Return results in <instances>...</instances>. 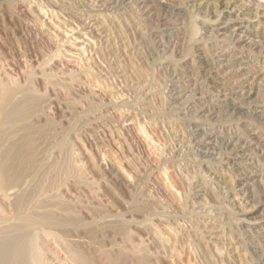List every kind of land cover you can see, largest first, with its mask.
<instances>
[{"label": "rangeland", "instance_id": "374dc122", "mask_svg": "<svg viewBox=\"0 0 264 264\" xmlns=\"http://www.w3.org/2000/svg\"><path fill=\"white\" fill-rule=\"evenodd\" d=\"M22 3L25 4V10L21 7ZM251 3V6L249 5L250 8H244L243 14L239 16V19L246 18L253 13L257 1L251 0ZM122 10L120 9L113 13L109 10H102L100 4L95 0H0V80L10 81L13 79L11 82L15 81L18 83L19 81L20 85L25 86L32 79L34 88L39 94L42 93L44 97L42 98L44 101H42V104L45 103L44 114L39 118L36 117L35 121L44 125L48 129L47 131H49V128L51 129L49 132L51 135L47 134V132L44 134L45 136L43 135L41 138L38 136V140L36 139L35 144L39 148L38 150L36 149L38 152L36 153L38 155L40 153L39 159L41 161L44 159L45 163L42 161L43 167L40 166L39 170L37 169L38 171L33 179H28L30 181L33 180L31 182H35L41 178L40 175L48 171L47 177H45L47 179L45 180L47 189L49 188L47 190V192L49 191L48 194H57V198L55 197L56 201H68V203L65 201V204L69 207L68 211L71 208L70 215L74 211L76 213L73 212L74 215L72 213V216L79 217L78 219L82 218L80 219L82 222L79 220L81 224H84L87 228L91 227L95 232L98 229L97 235L100 232L98 236L105 241L107 249H112L113 243L117 241L119 246L129 241L128 238L122 235L123 232L127 231V233L130 232L129 235L136 242H140L143 238L147 242L148 228L156 226L162 230L163 235L168 236L169 245L171 243L170 246L174 249L173 253H168V251L167 253H162L160 260L155 261L154 264H167V261L169 264H183V262H185L184 264H264V246H256L255 249H258V251L252 253L251 250L254 249L249 247L253 243L251 244V241L248 242L249 240L247 241L249 245L246 242L243 243L238 231V227L244 225L242 230L245 229L244 231H247V236L250 237V240H257L258 243L264 240V238L261 239L259 237L264 235L263 179L261 180V176L257 175L254 179L255 181H251L250 189L255 197H250L249 204L247 201L239 200L241 199L240 195L238 197L229 195L235 178L239 177L238 174L241 176L240 173H242V176H244L243 173L252 169H243L246 160L251 158L253 160L251 161L252 165L258 166L256 165L258 160L257 153L256 151L250 152L247 149L246 152L250 155L246 154L249 157L245 154V156L238 159L239 161L235 160L234 164H229L226 160H223V162L219 161L220 157L217 154L221 152V147H219L222 146L223 139L221 138L227 136L230 129L239 128L243 132L248 131L250 128L255 129L257 133L262 134L260 139H264V131L260 128L256 117L249 112V110L255 109L264 113L263 96L259 91H255V94L243 106L244 108L235 117H232L229 110L231 101H217V91L214 90L213 92L210 88L207 89L211 82V79L206 80L208 72H202L196 67L193 68V71L187 70L192 75L183 83L184 86L188 85L190 89L195 86L198 89L200 88V91L197 89L199 91L198 97L207 101L204 103L205 105L201 104L204 106V112L200 115L201 117L199 116V118L195 119L191 113H185L188 105L185 101L179 99L176 93L180 91V88H175L174 84H170L172 83L170 79L173 76L174 62L158 56L151 48L152 43L147 38L146 33L144 32L143 35L141 33L150 29L151 26H156L155 23L157 22L148 21L139 25L136 22V15L132 16L130 9L127 10L129 14L127 11L123 10V12ZM90 14H92L91 18L87 19ZM182 20L187 22L186 26L185 23L183 25L181 22L176 23H178V26H184L180 27L181 30L189 34V38L185 39L186 43L183 39L181 40L182 42H179L180 48L184 47L181 48L183 53L180 55L183 56L182 59H185L191 57L190 47L201 48L202 46H197L198 44L190 45L194 41L190 39V25L187 26V24L189 22L191 24L193 18L185 16ZM256 20H252L255 25L258 22ZM89 24L90 26H88ZM145 25L146 27H144ZM137 27L143 31H139ZM258 27L261 29L259 40L264 41V23ZM183 28H186V31ZM36 29L39 30L37 31ZM80 35L83 36L81 40L76 38ZM83 39L86 43L83 42ZM181 43L183 44L181 45ZM57 49H60V52ZM245 55L249 54L246 52ZM45 58H48L47 60L49 61ZM70 58L75 59L76 67L71 68V66L66 65V61L70 62L68 61ZM44 60L47 61L46 65ZM169 65L173 66L170 67ZM164 66L168 69H165ZM243 67L246 66L243 65ZM70 68L74 69L71 70ZM48 69L56 74H52ZM47 72L54 79L49 76L52 78L50 80L47 77L48 75H46ZM44 73L46 76L43 75ZM200 75L203 76L202 79ZM45 77L48 78V81ZM143 79L149 84L147 83V85ZM55 80L59 84L55 83ZM193 80L198 81L194 82ZM52 81L57 85H54V87L53 83L50 85L49 83ZM259 82H261L259 83V88L262 85L264 86L263 80ZM138 84H140L141 88L137 86ZM203 84L207 86L205 88L199 87ZM167 85L170 87L169 89H167ZM50 86L52 87L50 88ZM201 88L203 91H201ZM90 89H94L95 93L90 92ZM169 96L170 99L168 100L167 97ZM236 104L239 105V103ZM125 121L128 122L126 123ZM197 127L199 130H197ZM203 133H210L209 137L206 136L210 142L202 151L213 152L214 155L208 153L205 158H211L209 163L215 166L214 170L217 169V175L213 170L212 179L203 180V185L194 188L196 181L205 176L204 171V175L202 174V170H205V168H200V157L197 158L195 150L192 149V136ZM211 136L216 141L211 139ZM65 142V146H63L64 144L62 143ZM70 147L72 151L69 150ZM63 157L65 158L63 159ZM70 158L71 160L69 161ZM67 159L69 161L68 164L70 163V168L66 172V169L64 170L63 166H61L64 170L63 172L60 165H62V161L64 164ZM51 164H54L53 167ZM49 173L53 174H51L52 177H50ZM48 177L50 180H48ZM54 188V193H51ZM2 195L0 193V205L2 206H0L2 208L0 209V215H4L7 219L9 218V222H16L14 220L16 217H13L16 214L15 207H13L14 202L11 204L13 198ZM229 204H233L234 207ZM71 205L74 210H72ZM143 205H147L148 209L146 208V210L148 212L143 211L145 210ZM247 208L249 209L247 210ZM149 211H154V213L150 212L148 214ZM55 212L56 216L62 214L59 207H56ZM175 212H178V215ZM175 215L178 216V220H176ZM190 218L192 219L190 220ZM178 221L180 223L183 221L186 227H182V225L178 227ZM165 222L170 224L167 225ZM192 222H195L194 224L196 225H191L193 224ZM123 223L124 225L122 226ZM116 225L123 230L125 227V231L122 232V230L115 229ZM66 227V230L71 228L70 225H66ZM199 227L201 228V233L198 229ZM46 231L40 234L41 236L45 233L42 235L43 237H40L42 239H39V241L40 244L42 243L47 255L49 254L50 263L72 264L70 252L67 249L68 245L59 237L58 230L51 229V231ZM195 231L200 233V239H198V236L196 237ZM122 238L125 240H122ZM120 241L123 243H120ZM46 246L47 249H45ZM115 247H118V245ZM166 255L167 258L165 257ZM259 257L261 258L259 259Z\"/></svg>", "mask_w": 264, "mask_h": 264}, {"label": "bare ground", "instance_id": "6f19581e", "mask_svg": "<svg viewBox=\"0 0 264 264\" xmlns=\"http://www.w3.org/2000/svg\"><path fill=\"white\" fill-rule=\"evenodd\" d=\"M95 1L98 4H100V8L102 7V10H105V11L109 10L112 13L114 11L117 12L120 9L121 10L123 9L125 11L130 9V11H131L130 13H132L131 15L132 16L136 15V22H137V24L139 23V25H142L143 23L148 22V21L149 22L150 21L151 22L152 21L157 22V23H155L156 26H154V27H152L151 26L152 24L150 23L151 25H149V26H151V28L150 29L146 28L147 29L146 31L140 30L141 26H140V28L137 27V29L139 31H143V32H141L142 35L144 34V32L146 33L147 38H149L150 42L152 43L151 48L154 50V52L158 56L164 57L167 60L170 59L172 62H174L175 65L174 66L171 65V66H173V73L171 71L173 76L172 77L170 76L172 78V79H170L172 81V83H170V84H172V85L174 84L175 88H178V87L180 88L179 89L180 91L176 92L178 94L177 97L179 99H182L183 101H185L187 103V105H188L187 106V112H185V113H187V114L191 113V115L195 119L199 118V116L202 115V113L204 112V106L201 104H204L207 100H204V99L198 97L200 88L198 89L195 86L196 88L194 87L193 89H190V87L188 85L184 86V83H185V80L188 79L192 75V74H189V72L193 71V68H196V67L198 69H200V71H202V72L203 71L208 72V76L207 77L204 76V77H206V80L211 79L210 84L208 85V83H207V85H208L207 89L210 88L213 92H214V90L217 91V93H216L217 101L218 100L219 101H229V102L231 101V107H229V110L231 112L230 115L232 117H235V115H237L244 108L243 106L246 104L248 99H250L252 97V95L255 94V91H259V93L263 96L262 99L264 98V86L262 85V87L259 88V86H260L259 83H261L259 81H262V80L264 81V78H263L264 77V55H263L264 54V41L259 40V34L261 33V29H259V27H258L264 23V0H256L257 5H256V8L253 10V13L250 14L248 12L250 15H248L246 18H243V19H239V16L243 14L242 12L244 11V8H246V7L250 8L251 4L253 3V1L251 3V0H247L250 2H246L245 0H95ZM21 7L24 10L26 9L24 3L21 4ZM248 10H251V9H248ZM26 11H28V10H26ZM128 14H129V12H128ZM91 16H92V14H90L87 19L91 18ZM128 16H130V15H128ZM185 16H190L193 18V21L191 20L192 21L191 24H190V22H189V24H187V26L190 25V28H189L190 32H191L190 33L191 34L190 39H192V41H194L193 43H190V45L191 44H198L197 46H202V47L201 48H199V47L197 48L196 46L194 48L190 47V52H192L191 57L182 59L183 56H181L180 54L183 53L182 52L183 49H181V48H184V47L180 48L179 42L182 39L185 42V39L189 38L188 37L189 34H186L180 28V27H184V26H182L184 23L186 26L187 22L182 20ZM255 19L258 20V22H257L258 26L255 25L254 23H252L253 22L252 20H255ZM130 22H132V21H130ZM134 22H135V20H134ZM161 22H163V23H161ZM166 22H168V23H166ZM176 22H178V23L181 22L182 25L178 26V23H176ZM146 25L144 27H146ZM85 26H87V25H85ZM88 26H90V24ZM144 27H142V28H144ZM87 29H89V28H87ZM183 29H185V31H186V28H183ZM84 34H86V33H84ZM82 37L83 36L80 35V36H77L76 38L81 40ZM83 42L86 43V41L84 39H83ZM139 43H141V42H139ZM182 44L183 43H181V45ZM141 48H143V47H141ZM180 49H181V51H180ZM188 49H189V47H188ZM246 49H248V50H246ZM78 50H80V49H78ZM58 51L60 52V49ZM246 52L249 55H245ZM45 59L47 60L48 58H45ZM47 61H49V60H47ZM47 61L44 62L45 65H46ZM57 61H58V59H57ZM68 61H70V62L66 61V65H68L69 67L71 66V68L76 67L75 59L70 58ZM61 63H62V61H61ZM168 63H170V62H168ZM59 65H61V64H59ZM243 65L246 67H243ZM160 67H163V66H160ZM164 67H165V69H168V68H166V66H164ZM55 68H57V67H55ZM73 69H71V70H73ZM122 69H124V68H122ZM187 70H190V71H187ZM49 71L51 72V70H49ZM44 72H45V70H44ZM202 72H200V73H202ZM47 73H49V72H47ZM47 73H46V75H48L47 77H49L50 73L49 74H47ZM63 73H64V71H63ZM52 74H56V73H52ZM205 74H207V73H205ZM37 75H38V73H37ZM43 75H45V73ZM43 75H42V77H43ZM198 76H199V74H198ZM50 77H52V75ZM50 77H49V79L51 80L53 77L52 78H50ZM77 77H78V75H77ZM202 77L203 76H201V79H202ZM32 78L34 79V77H32ZM46 79L48 81V78H46ZM61 79H63V78H61ZM68 79H70V78H68ZM56 80L54 82L59 84V82H57ZM73 80H74V78H73ZM203 80H204V78H203ZM11 81H13V79H11L10 81H8V80L5 81V79L0 80V193L5 195L6 197H9V198L12 197L13 198V201L11 204H13V202H14L13 207H15V210H16L15 213L16 214L13 217H16V219H14V220H16V222H9V220H10L9 218H8L9 219L8 220L7 218H5L4 215H0V264H51L50 263L51 259L49 260V258H48L49 254L47 255V253L44 250V247H42V243L40 244V241H39V239H42L40 237L42 235H44L45 233L42 234L41 236H40V234L46 230L51 231V229H57L59 237L62 239V241L64 240L65 243L68 245V248H67V246H65V247L67 249H69L68 252H70V259H71L72 264H154L155 261L160 260L162 253H167V251H168V253L169 252L173 253L174 248L173 247L171 248V246H170L171 243L169 245L168 236H166L165 234L163 235V232H161L162 230L158 229V227H156V226L155 227L153 226L154 228H152V227L151 228L149 227L150 229L148 228V230H149L148 236L145 235L147 237V240H148L147 242L144 240V238L140 242H136L129 235L130 232L129 233H127L128 231L123 232L126 229L125 227L123 230V229H120L121 227L116 225L115 229L122 230V232H123L122 235L125 238H128L129 241H127L126 243H123L120 241V243H123L120 246L117 243L118 241L115 243L112 242L113 243L112 249H107L106 248L107 244L105 243V241L103 239H100V236H98L100 232L97 235V231H98L97 228H96L97 231L95 232V230L92 229L91 227L90 228L85 227L84 224L80 223V221L82 222V220H80L82 218L78 219L79 217L77 218L75 216H72V213L74 211L70 215V209L71 208L68 211L69 207L65 204L66 200L64 201L62 198L63 202H59V201H56L57 194H53V195L48 194L49 191L47 192V190L49 188L47 189L46 181H45V180H47L45 177H47L48 171H47V173L42 172V173H44L43 175L39 174L41 178L38 180L35 179V180H37L35 182H31L33 180L30 181L28 179V178L33 179V177L36 175V172L39 170V167L40 166L43 167L42 161H44V159H42V161L39 159L40 153H39V155L37 154L38 153L37 150L39 148L35 144L36 139L38 136L41 138V136H43L47 132H48L47 134H50L49 132L51 131V129L49 128V131H47L48 129H46V127H44V125L35 121L36 117L39 118L40 116H42V114H44V109H45L44 104L45 103L42 104L44 102L42 100V98H44V97H43L42 93L39 94L37 92V90L34 88V86H33L34 84L32 83L33 80L31 79L29 82H27V84L25 86H22V84L20 85L19 81H18L19 84L16 83L15 81L14 82H11ZM26 81H28V79H26ZM143 81L145 82L144 79H143ZM193 81L197 82L198 80H196V81L193 80ZM54 82L52 81L49 84L51 85L53 83V87H54V85H57ZM200 82H202V81L200 80ZM145 83L147 84L148 82H145ZM205 83H206V81H205ZM193 84H196V83H193ZM198 84L200 85L199 82H198ZM68 85H69V82H68ZM172 85H171V88H172ZM203 85H205V84H203ZM203 85L199 86V87L205 88L207 86V85H205V86H203ZM67 86H66V88H67ZM137 86H139L141 88L140 84H138ZM35 87H37V86L35 85ZM51 87L52 86H50V88ZM59 87H61V86H59ZM87 87H85V88H87ZM151 87H153V86H151ZM160 87H162V86H160ZM169 88L170 87L168 86L167 89H169ZM186 88H188V89H186ZM91 89H90V92H93V94H94L95 93V91H93L94 89L93 90H91ZM138 90H139V88H138ZM163 90H165V89H163ZM54 91H55V89H54ZM168 91H170V90H168ZM172 91L174 92V90H172ZM201 91H203L202 88H201ZM149 92H147V93H149ZM59 93H61V92H59ZM163 93L165 94V92H163ZM45 94H47V93H45ZM172 94H170V95H172ZM166 95H164V96H166ZM47 96H49V95H47ZM160 97H163V96H160ZM167 99L169 100L170 96L167 97ZM96 100H98V99H96ZM259 100H260V98H259ZM262 101L264 102V99ZM68 103H67V105H68ZM236 103H239V105H237ZM50 105H52V104H50ZM212 108H214V107H212ZM154 110H155V108H154ZM249 112L256 117L258 124L260 125V128L264 131V113L260 112L258 110H255V109H251V110H249ZM127 126H128V124H127ZM198 127H197V130H199ZM63 135H62V137H63ZM206 136L209 137L210 133L209 134L203 133V134H199V135L196 134L195 136L194 135L192 136V142H193L192 149L195 150V154L198 156L197 158L200 157V161H199L200 165L199 164L198 165L200 166V168L201 167L205 168V170L201 169L203 175L205 172V176H202L199 174L202 177L196 181L194 188H198L199 186L203 185V180L208 181V179H212L211 175L212 174L214 175V173L212 171L215 169V166H213V164L209 163L211 158H209V159L205 158V157H207L209 152L207 150L202 151L205 148V146L210 142V141H208V138H206ZM261 136H262V134L257 133V131L255 129L250 128V129H248V131L243 132L239 128H236V129H230L227 136H224L223 138H221V139H223V141L221 143L222 146H219V147H221L220 148L221 152L217 153L218 156L220 157L219 161H221V162H223V160H226L227 162H229V164L230 163L234 164L235 160H238L239 158L245 156L246 153H248V152H246L247 149L250 152L256 151L257 156H258V160H257V164H256L258 166L252 165L251 161H253V160H251V158L248 160L244 159V160H246V162H245V166H243V169L252 168L254 170H252V169H251V171L247 170L245 173H243L244 176H242V173H240L241 176L238 174L239 177L235 178L234 182L232 181L233 186L230 190L229 195L230 196L234 195L235 197H238L240 195L241 199H239V200H243V201L248 202L250 197H255L254 193H251L250 184L255 181L254 179L257 175L258 176L260 175L261 180L263 179V181H264V139L261 140L260 139ZM52 138H54V137H52ZM211 139H213L212 136H211ZM213 140L216 141L215 139H213ZM55 141L57 142L56 139H55ZM55 141H52V142H55ZM43 143H44V141H43ZM62 144H64L63 146H65L66 142L62 143ZM212 146H214V145H212ZM69 150H71V147ZM210 153H209L210 155H214L213 152L210 151ZM249 155H247V156L249 157ZM64 158L65 157H63V159ZM127 158H125V159H127ZM70 160H71V158L69 159V161ZM69 161L67 159L64 162V164L62 161V165H60V168H62L61 166H63L64 170L66 169L65 171L67 172V169L70 168V166H69L70 163L68 164ZM44 163H45V161H44ZM241 163H243V162H241ZM53 165L51 164L52 167H53ZM45 167H44V169H45ZM63 168L61 170L64 172ZM77 168H78V166H77ZM255 169H257V170H255ZM61 170H59V171H61ZM216 170H214L215 174L217 173ZM116 171H119V170H116ZM68 172H69V170H68ZM238 172H240V171H238ZM52 173H49V174L51 175ZM52 175L50 177H52ZM168 175H169V173H168ZM214 177H216V176H214ZM35 178H37V177H35ZM183 178H184V176H183ZM48 180H50V178ZM166 180H168V179H166ZM181 181H183V180H181ZM201 181H202V183H201ZM186 182H187V180H186ZM171 183H172V181H171ZM214 187H216V186H214ZM54 191H55V188L52 190V192L51 191L50 192L54 193ZM165 191H166V189H165ZM172 193H173V191H172ZM210 194H211V192H210ZM157 196H156V198H157ZM58 199L60 200L59 197H58ZM166 199H165V201H166ZM177 200H178V198H177ZM237 201H238V199H237ZM262 201L264 202V200H262ZM66 202L68 203V201H66ZM192 202H194V201H192ZM247 202H244V203H247ZM250 202H252V201H250ZM239 204H237V205H239ZM248 204H249V202H248ZM184 205H187V204H184ZM229 205L233 206V204H229ZM56 207H59L61 209L62 214H60V216H58L59 214L56 216L55 215L56 212L54 213ZM143 207L145 209L143 211H147L146 210L147 205H143ZM0 209H2V208H0ZM240 209H239V211H240ZM244 209H246V208H244ZM248 209L249 208H247V210ZM72 210H74L73 206H72ZM56 211H58V210H56ZM136 211H135V213H136ZM176 211H179V210L177 209ZM242 211H243V207H242ZM150 212L151 211H149L148 214H150ZM152 212L154 213V211H152ZM191 212H193V211H191ZM2 213H4V212H2ZM57 213H59V211ZM74 213H76V212H74ZM74 213H73V215H74ZM139 214H140V212H139ZM191 216H193V215H191ZM245 216H243V218H245ZM175 217H171V218H175L176 220H178V216L175 215ZM192 218H194V216ZM192 218H190V220ZM240 219H241V216H240ZM184 220H185V218H184ZM198 220H200V219H198ZM11 221H13V220L11 219ZM169 221H171V220H169ZM184 223H186V222H184ZM194 223L191 225H193V226L196 225ZM197 223H199V222L197 221ZM169 224H167V225H169ZM177 224H178V227L181 225H182V227L185 226L183 224V221H182V223H180L178 221ZM66 225H68V226L70 225V227H71L70 230H66V229H68L66 227ZM123 225H124V223L122 224V226ZM199 225H200V223H199ZM113 226H114V224H113ZM65 227H66V229H65ZM201 227H202V225H201ZM172 228H173V226H172ZM172 228H171V230H172ZM190 228H192V227H190ZM243 228H244V225L238 227V231L240 233L239 235L242 237V242L247 243L248 240H249L248 242L251 241V244L253 243V245L249 248L254 249V250H251L252 253H256L258 251V249H255L256 246L257 247L264 246V240L263 241L261 240L262 238H264V235L259 236L261 238L260 241H262V242L258 243L257 240L256 241L250 240V237L247 236V231H244L245 229L242 230ZM245 228L247 229V227H245ZM164 229H166V228H164ZM195 229L197 230V228H195ZM198 229L201 233V228L199 227ZM216 229H217V227H216ZM46 233H48V232L46 231ZM194 233H195L196 237L198 236V239H200V236H201V235H199L200 233L197 231H195ZM102 235L104 236V234H102ZM122 235H121V237H122ZM109 237H107V238H109ZM43 240H45V239H43ZM122 240H125V239L122 238ZM170 240H171V238H170ZM195 241H199V240H195ZM188 243H189V241H188ZM247 244L249 245V243H247ZM247 244H245V245H247ZM117 245H118V247H115ZM172 245H173V243H172ZM45 249H47V246ZM261 252H263V251H261ZM167 255H169V254H167ZM167 255L165 256L166 258H167ZM227 258H229V257H227ZM260 258L261 257H259V259ZM219 262H220V260H219ZM262 262H263V260H262ZM184 263L185 262H183V264ZM160 264H162V263H160ZM164 264H166V263H164ZM167 264H169L168 261H167Z\"/></svg>", "mask_w": 264, "mask_h": 264}]
</instances>
